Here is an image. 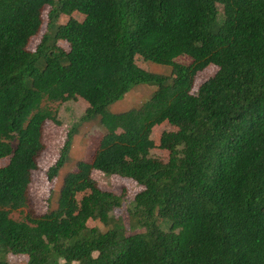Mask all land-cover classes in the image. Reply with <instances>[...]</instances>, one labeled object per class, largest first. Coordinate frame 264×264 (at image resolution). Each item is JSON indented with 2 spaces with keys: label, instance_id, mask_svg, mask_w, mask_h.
Instances as JSON below:
<instances>
[{
  "label": "trees",
  "instance_id": "trees-1",
  "mask_svg": "<svg viewBox=\"0 0 264 264\" xmlns=\"http://www.w3.org/2000/svg\"><path fill=\"white\" fill-rule=\"evenodd\" d=\"M45 7L52 33L31 51ZM209 67L215 74L194 91ZM139 86L153 87L150 97L114 113ZM77 98L88 104L81 122L96 119L104 131L92 161L64 178L55 210L14 220L29 205L43 125L60 124L42 104ZM164 124L171 130L153 137ZM5 159L0 264H264V0H0ZM93 171L143 190L128 204L126 193L100 189Z\"/></svg>",
  "mask_w": 264,
  "mask_h": 264
},
{
  "label": "rangeland",
  "instance_id": "rangeland-1",
  "mask_svg": "<svg viewBox=\"0 0 264 264\" xmlns=\"http://www.w3.org/2000/svg\"><path fill=\"white\" fill-rule=\"evenodd\" d=\"M49 7H45L43 11V24L40 33L31 39L29 43V49L34 51L36 47L42 41L44 35H51L52 30L48 27V13ZM219 13H222V7H218ZM78 18V17H77ZM66 21V18H62ZM68 20V19H67ZM59 47L69 51L67 44L60 41L57 43ZM141 68H144V64L141 60L138 61ZM176 63L188 65L191 63V59L188 57H181L176 60ZM150 72L163 76H169L171 73L170 67H162L154 65L152 63L146 66ZM216 72V69L209 67L198 75L195 82L196 91L198 87L207 79L212 77ZM154 90L150 86H139L127 93L124 99L111 107L114 113H123L131 109L139 107L143 104L152 94ZM42 108L56 110L58 120L60 124L56 125L51 121H46L42 128V143L44 149L37 159L38 168L31 173V181L29 184L28 196L29 205L27 208L18 212L12 213L11 217L14 220H23L24 216L31 211L34 217H40L46 214L50 210L57 208V201L59 193L63 185L64 178L72 172L76 171L77 164L79 162H91L94 154L99 146L100 139L102 138L104 131L100 126L98 120L82 123L81 118L85 114L88 104L77 98L76 101H71L63 104L44 102ZM76 131V135L72 141L69 158L66 161L63 168L60 170L58 176L53 180H47V171L52 167L59 159L61 149L64 145L66 135L71 130ZM171 127L168 124L155 127L153 129V137L158 136L162 132L170 131ZM152 156L159 159L162 162L168 161V152L161 150H153ZM8 159L0 161V168L7 165ZM91 179L105 191H112L115 193H126L129 204L134 200L136 194L143 190L141 186L132 180L123 179L117 176H106L97 171H93ZM120 210L115 211V215H121ZM124 213V212H123ZM9 261H15L9 258Z\"/></svg>",
  "mask_w": 264,
  "mask_h": 264
}]
</instances>
